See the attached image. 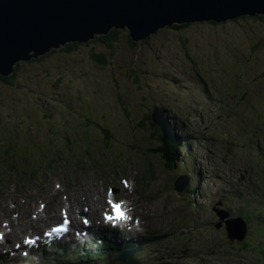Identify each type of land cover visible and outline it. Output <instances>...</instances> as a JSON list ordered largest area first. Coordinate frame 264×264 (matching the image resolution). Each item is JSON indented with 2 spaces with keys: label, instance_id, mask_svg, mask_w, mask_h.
I'll return each mask as SVG.
<instances>
[{
  "label": "rangeland",
  "instance_id": "1",
  "mask_svg": "<svg viewBox=\"0 0 264 264\" xmlns=\"http://www.w3.org/2000/svg\"><path fill=\"white\" fill-rule=\"evenodd\" d=\"M120 31L114 50L91 42L83 43L68 55L57 51L42 62H32L33 58L19 60L12 68V73L16 70L12 86L0 82V152L8 148L7 143L1 144V141L9 142L12 153L17 149L13 155L17 158L10 159L5 166L0 165V220L8 225L9 219L13 230L8 228L14 232L18 229L11 237L19 239L29 234L26 228L38 222L33 219L37 214L50 219L36 224L39 228L33 229L34 233L59 222L61 211L66 210L73 217L77 215L79 221L80 213L86 212L88 216L84 217L92 218V236L98 226L96 219L102 220V212L113 195L134 204L136 210L149 212L152 217L157 211L160 217L166 218L165 224L168 222L169 227H177L173 217L184 223L195 219L204 224L198 231L209 229L212 211H208V201L212 198L234 193L231 197L235 196L239 205L241 201L236 197L240 192L244 209H260L257 204L264 198V152L260 151L263 154L260 158L253 145L257 138L264 140V24L241 19L218 25L194 22L180 31L164 27L145 41L134 42L136 47L130 44L128 30ZM94 53L104 54L106 63L95 62ZM204 80L216 91L218 99L229 94L224 109L218 99L207 93ZM160 103L173 123L175 120L182 136L191 133L193 139L195 137L194 143L185 144L191 148L187 151L184 148L182 154L189 163H197L191 167L195 178L201 177L200 171L213 175L205 181L206 186H201L206 199L201 198L202 193L180 195L173 191L170 181L177 176L176 171L172 173L171 167L164 168L167 162L158 159L155 151L163 152V144L152 132L156 127L150 125L152 122L147 118L152 114V106ZM235 108L239 122L231 128L232 132L221 136L219 129L213 134V130L223 126L221 116L225 110ZM215 109L219 116L209 119ZM101 116L105 120L100 123ZM142 121L145 126L139 124ZM96 122L100 123V128ZM102 127L108 133L103 132ZM196 131L207 137L206 142H203L205 138L201 141L203 145L197 143ZM48 133L55 139L53 142L42 136ZM107 136L111 143L105 142ZM172 140H178L177 135ZM62 143L66 145L56 148ZM46 145L56 153L54 156L51 151L50 159L45 153ZM208 148L221 152L214 159ZM64 156V161L57 158ZM212 157L214 163L208 166ZM79 160L81 164L77 163ZM69 161L74 162L68 166ZM183 161L178 160L176 169L184 184L186 175L181 167L186 164ZM57 162L60 164L55 167L53 164ZM148 162L157 173L154 178L152 174L146 177ZM239 168L243 171L239 172ZM242 174L247 179L251 177L253 183H239ZM208 176L205 172L204 179ZM142 177L152 178L151 182L143 183ZM188 186L190 189L195 186L193 180L188 181ZM70 206L75 208L76 214L73 209L70 211ZM80 222L81 230L84 226ZM143 229L140 233L146 234ZM156 229L151 227L147 233ZM157 230L156 233L164 237ZM97 231L102 232L100 228ZM208 231L197 232L198 243L193 241L188 247L186 235L182 236L184 241L179 248H188L190 253L185 264H199L201 260L215 264L227 254L226 250L219 249L215 237L209 238ZM174 234L179 235V231L174 230ZM153 239L150 244L153 253V247L166 244L160 253L164 255L154 264L168 263L175 240L165 243L164 239ZM101 245L97 240L95 247ZM211 250L214 253L209 254ZM105 252L96 250V264L107 262L102 260ZM114 255L118 257L115 252ZM238 256L241 258L228 260L227 257L224 261L264 264V257L262 262L250 259V250L246 256ZM68 257L61 258L60 264H67ZM86 261L93 264L94 259Z\"/></svg>",
  "mask_w": 264,
  "mask_h": 264
},
{
  "label": "water",
  "instance_id": "2",
  "mask_svg": "<svg viewBox=\"0 0 264 264\" xmlns=\"http://www.w3.org/2000/svg\"><path fill=\"white\" fill-rule=\"evenodd\" d=\"M243 15L264 16V0H0V74L10 75L19 60L88 43L113 29H127L138 42L174 23L220 22ZM153 117L157 125L169 123L157 105ZM160 128L173 139L171 126ZM112 262L124 264L119 256Z\"/></svg>",
  "mask_w": 264,
  "mask_h": 264
},
{
  "label": "bare ground",
  "instance_id": "3",
  "mask_svg": "<svg viewBox=\"0 0 264 264\" xmlns=\"http://www.w3.org/2000/svg\"><path fill=\"white\" fill-rule=\"evenodd\" d=\"M245 16H247V15H243L242 17H245ZM227 20H234V19H226L224 21H227ZM204 21H206V20H204ZM209 21H213V22H217V23L223 22V21L218 22V21H215V20H209ZM209 21H207V22H209ZM194 22H203V21H194ZM194 22H192V23H194ZM175 24L176 23H174V25ZM178 25H180V24H178ZM170 26H173V25H168L167 27H170ZM159 29H161V28H158L157 30H159ZM130 36H131V33H130ZM156 105L160 109H162L164 111L165 118L169 121V123H163L161 125L160 124L157 125L154 122L155 118L153 117V110L152 109L155 106V104L152 106V109H151V112H152V114H151V122L161 132H163V131H162V129L160 127L163 126V127L168 129L171 126L173 134L177 135V138H178V140H170V139H168V140H170L172 142V144H178L180 139H182V140L184 139L185 140V141L183 140V144L180 147L178 146L177 151L180 152V153L177 156V159L175 160L176 163L172 164V166L169 165L171 162L167 159V157L163 154V152L161 150L158 149V150L155 151L159 155L158 159H160L161 161L167 162V163H164V168H165V166H168V167L172 168V173H174L176 171V175L177 176L176 177L173 176L174 178L170 181L171 182L170 184L173 186V191L175 193L177 191L178 193H180V195H187V194L190 195V194L202 193V191H201V188H202L201 186L202 185H200L199 181L209 180V179H211V177L213 175H210V176H208L207 178L204 179V177H203L204 173L202 171H200L201 172V177L195 178L194 171L191 169V167L193 165L195 167L197 163H195V164L189 163L188 159H186L185 156H184V159H183V154H182L184 148H186L185 151H187V148H191L190 145L188 147H185V144L186 143H190V144L194 143L195 137L193 139V134H191V133H189L190 135L185 134L184 136H182L181 133H179V131H178L179 126L175 123V120H174V123H173V120L171 119V117H168V112L165 111L162 108L161 103L159 105L158 104H156ZM183 124L185 125V128L189 127L184 122V120H183ZM5 137L6 138L8 137L7 134L5 135ZM162 137L167 139L164 136V133L162 134ZM4 143H7L6 144L7 147H8L7 149H9V147H10L9 146V142L1 141V144H4ZM64 145H66V144L63 143L62 145H60V146H58L56 148L60 149V147L62 148ZM48 147L49 146L46 145L47 154H49L52 151L53 155L54 154L56 155V153H54L55 150H52L51 147H49L50 148V150H49ZM12 151H13L12 154L15 155L16 151L15 150H12ZM159 152H161L163 154V156L165 157L166 161L162 158V156H161V154ZM154 156H156V155H154ZM62 159L64 161L66 159V156H64V158H62ZM179 159H182V161L184 160L183 162H184V164H186L185 167H181L182 171H184V173L186 175V179H185L186 182L184 184L181 181V177L177 174L178 170L176 169V167H179V162H178ZM205 159H207V158H205ZM214 159H215V157H214ZM20 160H22V159H20ZM212 160H213V157L211 159H209L210 163H209L208 166H210V165H212L214 163V161H212ZM71 162H74V161H69L67 165L70 166ZM77 163L81 164V161L79 160ZM0 165H2V166L6 165L4 160L0 159ZM145 172H146V175H147L146 177H149L152 174V177L154 178V175L157 174L155 169H154V167H153V164H151L149 162L146 165V171ZM9 174H10V172L8 171V175ZM192 176H193V178H192ZM169 177H170V174H169ZM200 178H202V179H200ZM151 179L152 178L147 180L145 177H142L141 181H143V183H146V182L148 183V182H151L150 181ZM6 180H7V178H6ZM14 180L15 179L10 180V181H14ZM191 180H193V185L195 183V186L190 189V188H188L189 187L188 186V181H190V183H191ZM25 183L27 184V182H25ZM223 195H225V193H223ZM115 197H114V195L112 196L113 202L115 204H119L120 205L121 211L124 212L126 217H127V219H129L128 221H127V219H125V220H122L120 222L121 226L124 227L126 229V231L122 235L119 232L118 234L121 235V237L115 238V237L110 236V235L113 234V232L111 230H107L106 233L109 234V235H105L103 237L102 245L101 246H97L96 250H102V249L106 248L108 250V254H106V252H105V256L107 255V257H111V254H110L111 247H110V240H109V239H111L112 242L114 243L113 248L115 250L117 248H119V247L122 248V252H118V256L121 258V261H122L120 263H124V264H154L157 260H159L161 258L160 255H164V253L160 254L161 253V248L166 247V244L164 246H162V247H157L156 246V247H153L154 253L151 252V247H150L151 246L150 245L151 244V240L153 238H155L156 241H159V240L161 241V240L164 239L165 243L169 239H174L175 242H176V246H173L172 250H171V251H173V253L170 255V261L168 263H166V264H179V263L180 264H185V261L187 260L186 257H185L186 254L184 252V249H180L179 248L182 245L183 241H184L182 236L186 235V238H187V237H190L192 235V233L194 235L195 232H202V231L205 232V231L210 230V226H209V229H207V230H202L201 229L200 231H198L197 230L198 227H201V228L204 227L203 223H199L195 219H193L192 221H187V222L184 223V222L180 221L179 218L177 219V217H173V219L176 222L177 227L176 226L169 227L168 226V222H167V224H165V220L164 219H166V218L160 217V215H158L157 211L154 214V216L152 217L149 212H148L149 213L148 214L147 212H145V213L142 212L141 209L140 210H136L137 208H136V206L134 204L127 203V201H125L123 198H121L119 196H115ZM201 198L202 199H206L207 196L206 195L204 196L203 193H202L201 194ZM192 202H193L192 204L195 205V203H196L195 196H193ZM219 203H223V201L221 199H219V198H217V199L212 198L211 200H209L208 201V204H209L208 205V211H210L213 206H215L216 204H219ZM261 203H263V200H261ZM146 206H143V207H146ZM71 209H73V206H70V211H71ZM44 212H45V210H44ZM72 212H73V214H76L75 213V208L72 210ZM102 213H105V214L110 215V216H114L113 209L109 205L106 207V210H104ZM221 213L224 214V215L228 214L230 217L231 216L233 217V215L231 213H230L231 214L230 215L227 211H225L223 209H221ZM25 214H27V211L25 212ZM19 215H20V213H19ZM67 215H69V214H67ZM27 216H28V214H27ZM36 217H37V220H39L37 223L43 222L45 220L48 221L50 219V218L49 219H45L44 218L45 216L40 215V214H37ZM78 218L79 217L77 215H74V217L72 218V222H73L74 226H77V225L80 224V221L78 220ZM96 220H98V218ZM8 221L10 222V223H8V225H7V223H3L2 220H0V224L2 225V223H3V226L5 228H8V227L13 228L12 222L9 219H8ZM116 221L118 222V220H116ZM217 223L219 225H222L220 222H217ZM227 223H229V226H230V227L227 226V231L231 232L233 235H238L241 238H244L247 235L248 230H249L252 238L254 240H258L262 244V245H259V246L256 245L257 250L260 253L264 251V214H263V212H259L257 217L254 218V219L245 220L244 223H242L240 221L233 222L234 225L232 224V222H227ZM197 224H198V226H197ZM166 226H168V227H166ZM151 227L152 228L156 227L157 229H159L163 233L164 237L161 238L160 235L156 233V232H158L157 229H156V232L153 230V231H150L149 233H147V230H150ZM34 228L38 229L39 227L37 225H35ZM142 228H144L143 230L145 231L146 234L140 233V230ZM174 230L175 231H179V235H175L174 234ZM11 234H14V231L10 232V230H8L6 232V234H5V236H4V240H7L8 242L11 241ZM19 240L22 243L26 244V242L23 241V239L19 238ZM185 243H188V242H185ZM12 252H13V250L9 251V253H12ZM4 253H5V251H4ZM212 253H214V252H212ZM105 256H102L103 257L102 260L108 261V259ZM196 256H198V255H196ZM177 261H179V263H177Z\"/></svg>",
  "mask_w": 264,
  "mask_h": 264
},
{
  "label": "flooded vegetation",
  "instance_id": "4",
  "mask_svg": "<svg viewBox=\"0 0 264 264\" xmlns=\"http://www.w3.org/2000/svg\"><path fill=\"white\" fill-rule=\"evenodd\" d=\"M241 170L242 169H240V168L238 169L239 172ZM234 175H236V174H234ZM246 177L247 176L245 174H242L241 178H239L238 182L241 184H245V182L247 181L248 183L252 184L253 183L252 178L250 177L249 179H247ZM232 195H230L229 197H224V196L219 197V199L224 201L223 205H222V203H220V205L216 204L215 206L212 207V214L210 216L211 217L210 230L208 232V236H209V238H212V239H213V237H215L217 239V245H218L219 249H224L227 252V254L225 256H223L221 258V260H219L218 262H215V264H230L229 262L224 261V259H227V257H228V260L229 259L234 260V257L241 258L240 256H238V254L246 256L247 251L249 252V250L251 252L250 259L257 258L260 260V262H262L264 255L260 254L256 248V245L258 246V244L260 242L258 240H254L252 238L249 230H248L247 235L244 238H241L238 235H233L231 232H228L227 226L229 223H227V222H231V221L235 220L236 218L238 220L242 219L243 221H245L247 219H254L257 217L259 212H263V214H264V211H261V209H258L256 211H253L252 209H244L243 208L244 205H242L241 193L239 192L237 194V197H236L237 201L238 200L241 201L239 205L235 200V196L231 197ZM221 209L227 211L229 214L231 213L233 215V217L232 216L230 217L228 214H226V215L222 214ZM217 222H220L222 225H219ZM196 234H197V232H195L194 235L192 233V235L190 237H187L188 238L187 239L188 243L186 244L187 247L190 246V243H192L193 241H195L196 244L198 243V238H195ZM209 234H211V235H209ZM184 237H186V236H184ZM231 251L234 252L233 256H231V253L229 254V252H231ZM184 252L186 254L185 255L186 259H188L190 257L189 249L184 248ZM212 252H214V251L211 250L209 254H212ZM263 253H264V251H263ZM199 264H208V263H205L204 260H201V263H199Z\"/></svg>",
  "mask_w": 264,
  "mask_h": 264
},
{
  "label": "trees",
  "instance_id": "5",
  "mask_svg": "<svg viewBox=\"0 0 264 264\" xmlns=\"http://www.w3.org/2000/svg\"><path fill=\"white\" fill-rule=\"evenodd\" d=\"M241 19H244V20H246V21H250V20H253L254 22H258V20H260L262 23H264V17L263 16H256V17H248V16H245V17H242ZM235 21H238L239 19H234ZM211 24H213V25H218L219 23H217V22H213V21H209ZM221 23V22H220ZM192 25V23H186V24H182V25H178V24H175V25H173V26H170V27H168L169 29H173V30H175V31H180V30H183V29H186V28H188L189 26H191ZM120 33H121V31L120 30H115V29H113L110 33H108L107 35H102V36H97L96 38H95V40L94 41H90V42H88V43H86V44H89V43H100V44H103L105 47H107L108 49H112V50H114V45L119 41V35H120ZM130 34V33H129ZM131 37V36H130ZM133 42H132V41ZM131 40H130V44L132 45V47H136L137 46V44L136 43H134V40L131 38ZM80 45H84V44H79V43H74V44H68V46H66V48H64V49H60V48H57V49H53V50H51L50 52H48V54H46V55H44V56H41L40 58H38V59H35V58H33L32 59V62H35V63H38V62H42L46 57H49V56H51V55H53L54 53H56L57 51H62V52H66L67 53V55L68 54H70L71 52H73L74 50H76L77 49V47L78 46H80ZM255 49V48H254ZM92 56L94 57V61L95 62H99L100 64H102V63H106V59H105V55L104 54H98V53H94V54H92ZM16 69H17V67H16ZM16 71V70H15ZM15 71H13V73H11L10 75H8V76H5V75H1L0 74V82H2V83H4L5 84V86H12V84H13V82H14V78L16 77V72ZM197 72H199V70H197ZM136 75L137 74H135V77H136ZM138 81V79H136V82ZM204 82H205V84H206V87L208 86V84L206 83V81L204 80ZM208 89V88H207ZM247 98V97H246ZM256 108V107H255ZM148 120H150L151 121V116L149 115L148 117ZM146 118V119H147ZM105 119H102V116H101V120L99 121L100 123L102 122V121H104ZM100 123H98V122H96V124L99 126V128H100ZM141 126H145V122L144 121H142L141 123H139ZM150 125H153V127L155 128L156 126L153 124V123H150ZM105 126L107 127L108 125L107 124H105ZM102 131L103 132H106V133H108V130L107 129H105L104 127H102ZM152 132H154V134L156 135H158V137H160L161 138V141H162V144H163V154L167 157V159L171 162L169 165L170 166H172V164H175L176 163V159H177V156L179 155V153L180 152H178L177 151V148H178V146L180 147L182 144H183V140L182 139H180L179 140V143L178 144H172V142H170L169 140H167V139H165V138H163L162 137V135H161V132H160V130L156 127L155 128V131H152ZM42 136H45L46 138H47V140L48 141H54L55 139L51 136V134H42ZM107 138H108V136H107ZM185 141V140H184ZM105 142H107V143H111L110 142V139L108 138V139H105ZM63 144V143H62ZM60 146V145H59ZM51 147V146H50ZM58 147V146H57ZM48 149L50 150V148L48 147ZM17 150V149H16ZM15 150V151H16ZM45 153H47V151H46V149H45ZM0 154H1V157H0V159L1 158H3V157H5V159H4V162H5V164L7 165V163L9 162V161H11L10 159H13V157H15V158H17V156H13V154H12V152H11V150L10 149H5V152L4 151H1L0 152ZM48 157H49V159H50V156H49V154L47 155ZM58 158V160L60 159L59 157H57ZM53 159H55V157L53 158ZM62 159V158H61ZM175 161V162H174ZM10 164H12L11 162H10ZM60 163L59 162H57V164L55 165V163L53 164L55 167H57V165H59ZM67 165V164H66ZM69 166V165H68ZM8 167V166H7ZM102 167V166H101ZM3 169H7V168H5V167H3ZM2 169V170H3ZM2 173L0 172V175H1ZM95 253H96V250L94 251ZM93 263H95V260L93 261ZM105 264H107V263H105Z\"/></svg>",
  "mask_w": 264,
  "mask_h": 264
},
{
  "label": "snow or ice",
  "instance_id": "6",
  "mask_svg": "<svg viewBox=\"0 0 264 264\" xmlns=\"http://www.w3.org/2000/svg\"><path fill=\"white\" fill-rule=\"evenodd\" d=\"M109 204H111V206H112L114 216H106L105 217L106 220L112 221V220H125V219H127L125 213L121 211L119 204H114V203H112V201H109Z\"/></svg>",
  "mask_w": 264,
  "mask_h": 264
},
{
  "label": "clouds",
  "instance_id": "7",
  "mask_svg": "<svg viewBox=\"0 0 264 264\" xmlns=\"http://www.w3.org/2000/svg\"><path fill=\"white\" fill-rule=\"evenodd\" d=\"M259 16H261V15H259ZM241 18H242V17H239V18H237V19L241 20ZM243 20H244V19H243Z\"/></svg>",
  "mask_w": 264,
  "mask_h": 264
}]
</instances>
